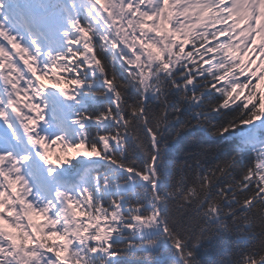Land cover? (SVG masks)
Wrapping results in <instances>:
<instances>
[{"label": "snow or ice", "instance_id": "snow-or-ice-1", "mask_svg": "<svg viewBox=\"0 0 264 264\" xmlns=\"http://www.w3.org/2000/svg\"><path fill=\"white\" fill-rule=\"evenodd\" d=\"M0 264H264V0H0Z\"/></svg>", "mask_w": 264, "mask_h": 264}, {"label": "trees", "instance_id": "trees-1", "mask_svg": "<svg viewBox=\"0 0 264 264\" xmlns=\"http://www.w3.org/2000/svg\"><path fill=\"white\" fill-rule=\"evenodd\" d=\"M175 127H179V122H175ZM194 135L202 143H219L217 138L213 137L205 129H188L180 138L172 142L169 150L171 158L178 161L185 160L197 147V145L193 143ZM204 251H210L208 245L205 246Z\"/></svg>", "mask_w": 264, "mask_h": 264}]
</instances>
